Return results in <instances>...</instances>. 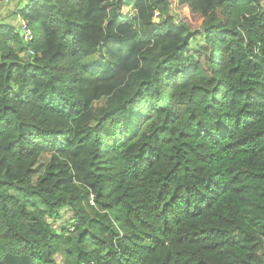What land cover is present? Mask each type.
Masks as SVG:
<instances>
[{"label": "trees", "instance_id": "1", "mask_svg": "<svg viewBox=\"0 0 264 264\" xmlns=\"http://www.w3.org/2000/svg\"><path fill=\"white\" fill-rule=\"evenodd\" d=\"M18 14L35 40L0 25V264H264V0Z\"/></svg>", "mask_w": 264, "mask_h": 264}, {"label": "rangeland", "instance_id": "2", "mask_svg": "<svg viewBox=\"0 0 264 264\" xmlns=\"http://www.w3.org/2000/svg\"><path fill=\"white\" fill-rule=\"evenodd\" d=\"M132 4L134 5V0H132ZM171 12L172 14L177 16V19H183L185 16L184 10L177 7L176 3H173V5L171 6ZM14 18V17H13ZM13 18L10 19V21H13ZM195 18L197 17H193L190 16L186 17V19L192 24V22H195ZM19 22V20H18ZM85 63L87 65H97L98 63V58L97 57H92V58H88L86 59ZM51 159V153H45L44 155L41 156L39 163L37 164V166L35 167V170L38 172L42 166H44L45 164H47V162ZM70 217V215L66 212L63 213V218L62 220L59 221H50L52 226L55 228V230L57 232H60L62 228L67 227L68 226V218Z\"/></svg>", "mask_w": 264, "mask_h": 264}, {"label": "crops", "instance_id": "3", "mask_svg": "<svg viewBox=\"0 0 264 264\" xmlns=\"http://www.w3.org/2000/svg\"><path fill=\"white\" fill-rule=\"evenodd\" d=\"M28 2L29 0H10L9 3L4 4L0 8V25L1 24L12 25L17 29V31L19 30L21 32L20 25L21 22L24 20H22V18L18 14V11L20 9H24L28 5ZM11 18H13V21H10Z\"/></svg>", "mask_w": 264, "mask_h": 264}, {"label": "built area", "instance_id": "4", "mask_svg": "<svg viewBox=\"0 0 264 264\" xmlns=\"http://www.w3.org/2000/svg\"><path fill=\"white\" fill-rule=\"evenodd\" d=\"M10 0H6L4 3L0 2V8L4 5L9 3ZM20 29L22 32V37L26 43H31L35 40V35L33 34L32 30L29 29L26 22L22 21L20 25ZM29 54L33 55L32 51H29Z\"/></svg>", "mask_w": 264, "mask_h": 264}]
</instances>
